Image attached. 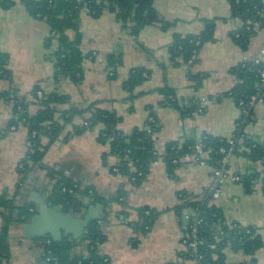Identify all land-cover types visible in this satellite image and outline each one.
<instances>
[{
    "label": "crops",
    "instance_id": "crops-1",
    "mask_svg": "<svg viewBox=\"0 0 264 264\" xmlns=\"http://www.w3.org/2000/svg\"><path fill=\"white\" fill-rule=\"evenodd\" d=\"M153 7L161 19L171 24L165 28L161 23L148 24L137 35L124 28L108 9L97 17L82 10L80 47L90 52V56L83 61L81 81L75 83L68 77L57 82L53 79V62L45 56L44 39L49 31L46 20L32 16L19 0L6 8L0 6V51L7 53V67L11 72L10 80L0 79V192L7 190L13 194L16 191V168L28 149L26 128H8L12 103L1 96L7 90H14L18 97L30 98V91L38 85L44 92L66 94L68 102L58 105L60 109L69 105L86 107L96 102L120 117L117 128L123 133L141 127L151 106L159 122L153 135L158 155L164 153L170 141L181 142L204 133L232 136L240 115L238 105L229 96L218 100L214 97L235 85L236 78L231 71L234 65L244 58L258 56L264 46V28L256 29L243 46L230 36L241 22L230 17L229 0H153ZM211 18L215 19L214 39L201 46L198 61L190 69L184 63L174 65L168 48L173 35L197 33L203 28L204 19ZM69 36L73 37L74 32L69 31ZM54 48L52 44L49 51ZM112 53L120 55V62L113 70L107 67V57ZM138 66L145 67L149 73L134 89V96L129 97L123 81L129 70ZM189 70L206 74L198 89L188 78ZM165 84L175 90V96L182 102L196 95L200 102L198 111L181 116L177 109L161 105L162 94L158 89ZM28 108L34 113L38 106L29 103ZM87 115L76 117L74 123L81 124ZM67 128L72 130L71 126ZM100 128L96 125L81 134L51 142L43 157V167L35 168L28 176L16 194L17 201H34L30 197L32 192H39L46 201L54 180L64 176L99 196L98 201L91 200L89 195L82 196V203L71 210L97 218L91 223L100 228L103 238L97 250L106 264H164L169 261L190 264V260L178 258V252L184 248L181 240L189 209L184 210L181 217L173 209L180 202V193L185 192L191 200H207L220 207L226 223L253 226L262 242L255 252V261L264 264V195L259 179L248 190L239 181L226 179L219 183L213 166L207 163L179 162L169 171L158 157L150 164L141 183L134 185L114 169L117 159L106 155L108 144L97 139ZM244 131L264 143V103L252 109L251 121ZM42 142L47 143V138ZM228 168L230 173L238 175L262 174L264 163L251 162L235 154ZM119 189H122L121 195L107 202ZM141 206L152 208L155 213L152 223L144 229L140 227L137 212ZM1 224L0 217V227ZM81 239L71 248V253L86 256L88 241ZM10 250L9 264H45L42 245L33 237H24L20 224L11 225ZM224 255L228 263L248 258L242 251L230 248L224 249Z\"/></svg>",
    "mask_w": 264,
    "mask_h": 264
},
{
    "label": "trees",
    "instance_id": "trees-1",
    "mask_svg": "<svg viewBox=\"0 0 264 264\" xmlns=\"http://www.w3.org/2000/svg\"><path fill=\"white\" fill-rule=\"evenodd\" d=\"M16 0H0L1 7H9ZM24 3L26 9L34 17L45 19L49 25V31L44 39V47L47 50L45 56L53 62V79L59 81L68 77L75 83H79L83 76V61L90 52H84L80 47L81 32L79 29L80 12L85 10L93 17H97L104 9L114 13L124 28L137 35L146 25L161 23L167 27L171 23L159 17L153 7V0H19ZM231 7V18H237L241 26L230 32L231 38L239 43L246 44L248 38L256 32L254 23L264 22V1L262 0H229ZM215 19H204L203 28L192 34L173 35L168 48L170 60L174 65L184 63L190 69L198 61V52L201 46L214 39ZM261 28V26H260ZM69 31L74 36H69ZM55 44L52 51L51 45ZM120 62L119 54H110L107 57V67L115 68ZM8 55L0 51V79L10 80L11 72L7 67ZM258 65L251 61L238 62L231 69L236 78L235 85L225 93L214 97L218 100L222 96H229L236 104L240 99L247 101L255 93L259 82L257 75ZM113 70V69H112ZM148 70L143 66L133 67L129 70L123 81V86L129 92V97L134 96V89L140 85L148 75ZM205 73H192L188 71V78L192 81L194 88L201 86ZM41 90L38 85L30 91V98L18 97L14 90L1 93L4 99L12 103V117L8 128L23 126L27 131L28 149L25 156L17 166L18 180L16 191L12 194L7 190L0 192V264H9L10 250V228L12 224L22 225L26 220L37 212L34 201L18 202L16 194L25 183L32 171L37 167H43V157L48 145L60 137L67 139L69 136L81 134L92 129L96 125L101 128L97 139L100 143L108 144L109 150L106 155H113L117 159L114 164L116 172L127 176L134 185L141 183L145 178L150 164L161 157L166 163L169 171L177 164L173 160L178 159L185 153H192L196 142H201L203 151H207L205 162L211 166H217L219 155L217 151L221 147L228 146V138L214 136L204 133L200 137H189L181 142L170 141L166 144L163 154L158 155L153 146V135L159 128V122L153 107H148V116L141 127H135L130 133H123L117 128L120 117L113 111L101 108L98 103H90L86 107L69 105L68 108L60 109L58 105L68 102V95L57 91L44 92L37 97L36 92ZM162 94L161 105L177 109L181 116H189L198 111L199 99L196 95L180 101L175 96V90L166 84L158 89ZM34 103L38 106L36 112L31 113L28 104ZM205 109V107H202ZM83 118L81 124H75L76 117ZM150 118V119H149ZM252 110L246 117L245 122L236 127L234 139L237 144L234 154L244 156L251 162L264 160V143L245 133V126L251 121ZM71 126L72 130L67 127ZM47 138V143L42 139ZM49 170V169H48ZM52 170V169H51ZM50 170V171H51ZM53 171V170H52ZM241 182L248 190H251L256 180H260L261 191L264 195V170L262 174L247 172L240 174ZM120 191V192H119ZM112 201L121 195L119 189ZM89 195L91 200L98 201L99 196L82 189L78 182L66 177L56 178L47 196V203L52 206H60L63 212L69 211L77 203H82V196ZM180 202L173 208L181 217L184 210H191L188 214V223L184 227V235L191 238V225L195 219L200 220L197 226L196 236L205 240L199 247L201 258L198 264H252L255 261V252L261 246V239L253 226H243L237 222L226 223L222 209L207 200H191L185 193L181 192ZM140 227H149L154 218V210L147 206L137 208ZM100 228L95 223H90L82 239L88 241V254L74 255L71 248L77 242L70 239L68 235L60 239H53L48 233L33 237L39 242L44 250V260L51 257L52 261L45 264H106L104 258L99 254L98 243L102 240ZM81 239V240H82ZM182 242V241H181ZM184 246V245H183ZM230 248L242 251L248 258L238 263H228L225 259L224 249ZM180 261L191 259L188 247L184 246L178 252ZM164 264H177L169 261Z\"/></svg>",
    "mask_w": 264,
    "mask_h": 264
},
{
    "label": "built area",
    "instance_id": "built-area-1",
    "mask_svg": "<svg viewBox=\"0 0 264 264\" xmlns=\"http://www.w3.org/2000/svg\"><path fill=\"white\" fill-rule=\"evenodd\" d=\"M264 28L263 23H254L253 29L256 30L258 28ZM251 61L253 64L258 65L259 68L257 69V75L259 76V82L256 86V91L253 93L247 101H243L240 99L237 103L239 108V118L236 121L235 129L238 126H241L244 122L246 117L249 115L250 111L255 107L257 104L264 103V46L261 47L259 54L257 57H252L250 59H242L241 62ZM37 97H41L42 90H38L36 92ZM150 119V118H149ZM15 126L12 125L10 128H14ZM228 146L221 147L217 151L218 155L220 156L217 160V166H213V174L219 183H222L226 179H230L232 181H239L240 176L238 174L230 173L228 165L231 162V159L234 154V150L237 144L238 139H234V133L232 136L228 137ZM207 155V151H203V145L201 142H196L193 146L192 153H185L181 155L178 159L173 160L174 163L184 162V163H206L205 158ZM259 163H264V160L258 161ZM116 170V168H115ZM91 194V193H90ZM217 196V193H214ZM200 225V220L195 219L194 223L191 225V238L189 236L183 235L182 237V245L188 247L189 253L191 255L190 264H198L201 255L199 254V247L202 246L205 240L201 237L196 236L197 226ZM45 261L50 262L52 261L51 257H46ZM252 264H258L254 261Z\"/></svg>",
    "mask_w": 264,
    "mask_h": 264
},
{
    "label": "water",
    "instance_id": "water-1",
    "mask_svg": "<svg viewBox=\"0 0 264 264\" xmlns=\"http://www.w3.org/2000/svg\"><path fill=\"white\" fill-rule=\"evenodd\" d=\"M30 197L35 201L37 212L21 225L24 237L32 238L48 233L53 239L58 240L63 232L71 239L79 240L91 221L97 219L87 213L85 215L74 213L71 209L63 212L47 203L39 192H32Z\"/></svg>",
    "mask_w": 264,
    "mask_h": 264
}]
</instances>
